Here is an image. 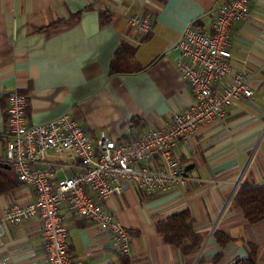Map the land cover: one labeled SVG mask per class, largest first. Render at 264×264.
I'll return each mask as SVG.
<instances>
[{"label": "crops", "instance_id": "obj_1", "mask_svg": "<svg viewBox=\"0 0 264 264\" xmlns=\"http://www.w3.org/2000/svg\"><path fill=\"white\" fill-rule=\"evenodd\" d=\"M223 2L0 0V168L9 166L4 110L6 95L14 89L28 97L32 126L68 115L91 139L104 131L124 143L165 128L192 101L177 70L178 52L168 46L180 42L190 25L211 28L213 13ZM249 10V19L230 30V63L233 73L250 74L253 97L229 107L225 125L215 120L175 144V155L191 177L184 188L147 195L129 186L104 203L132 236L127 257L119 254L109 234L66 216L74 262L235 264L252 258L264 264V220L251 224L232 206L239 186L264 187V0H250ZM144 14L151 16L152 30L139 35L128 19ZM103 15L108 17L104 25ZM120 48L125 49L122 71L111 75ZM58 164L56 179L71 177L78 165L69 157ZM34 199L24 184L0 195V218L12 204L26 206ZM184 211L203 238L190 256L166 244L156 230L157 223ZM43 243L38 218L4 224L0 264H45Z\"/></svg>", "mask_w": 264, "mask_h": 264}, {"label": "built area", "instance_id": "obj_2", "mask_svg": "<svg viewBox=\"0 0 264 264\" xmlns=\"http://www.w3.org/2000/svg\"><path fill=\"white\" fill-rule=\"evenodd\" d=\"M249 2L224 0L213 13L211 28L190 25L180 42L169 44L168 50L178 52L177 70L192 101L172 115L165 128L145 131L130 143L109 138L104 131L91 139L68 115L29 125L28 97L17 89L8 92L5 162L17 181L32 189L35 199L26 206L12 204L6 209L0 218V237L4 224L17 226L38 218L44 263L78 264L69 253L68 216L109 234L119 254L127 257L132 236L106 211L104 203L129 186L147 195L184 188L191 177L175 155V144L215 120L225 125V111L253 97L250 74L244 70L233 73L230 63L229 33L234 23L249 19ZM128 25L139 35H147L152 18L149 14L132 16ZM65 157L78 163L76 172L56 179L58 162Z\"/></svg>", "mask_w": 264, "mask_h": 264}, {"label": "trees", "instance_id": "obj_3", "mask_svg": "<svg viewBox=\"0 0 264 264\" xmlns=\"http://www.w3.org/2000/svg\"><path fill=\"white\" fill-rule=\"evenodd\" d=\"M107 20L108 17L103 15L101 23L104 25ZM124 50L120 48L116 52L115 60L109 70L111 75L118 74L122 71L120 63L123 61ZM3 167L0 168V195L12 192L21 184L17 181L12 170L8 171ZM232 206L240 209L245 219L251 224L263 221L264 187L246 184L239 186L233 197ZM193 226L194 221L192 217L188 212L184 211L157 223L156 230L166 244L178 249L182 255L190 256L196 254L203 243V238L194 232ZM235 264L256 263L254 259L250 258L238 261Z\"/></svg>", "mask_w": 264, "mask_h": 264}, {"label": "water", "instance_id": "obj_4", "mask_svg": "<svg viewBox=\"0 0 264 264\" xmlns=\"http://www.w3.org/2000/svg\"><path fill=\"white\" fill-rule=\"evenodd\" d=\"M6 169H10L9 166H6Z\"/></svg>", "mask_w": 264, "mask_h": 264}]
</instances>
